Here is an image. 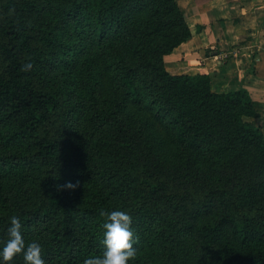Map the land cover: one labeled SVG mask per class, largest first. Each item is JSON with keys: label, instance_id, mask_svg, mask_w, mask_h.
Masks as SVG:
<instances>
[{"label": "trees", "instance_id": "trees-1", "mask_svg": "<svg viewBox=\"0 0 264 264\" xmlns=\"http://www.w3.org/2000/svg\"><path fill=\"white\" fill-rule=\"evenodd\" d=\"M191 38L178 0H0V249L16 216L83 264L121 210L129 264H264V132L246 89L167 71Z\"/></svg>", "mask_w": 264, "mask_h": 264}, {"label": "crops", "instance_id": "crops-1", "mask_svg": "<svg viewBox=\"0 0 264 264\" xmlns=\"http://www.w3.org/2000/svg\"><path fill=\"white\" fill-rule=\"evenodd\" d=\"M192 38L164 58L171 75H211L212 90L246 89L264 132V0H178Z\"/></svg>", "mask_w": 264, "mask_h": 264}, {"label": "clouds", "instance_id": "clouds-1", "mask_svg": "<svg viewBox=\"0 0 264 264\" xmlns=\"http://www.w3.org/2000/svg\"><path fill=\"white\" fill-rule=\"evenodd\" d=\"M33 64L29 61L25 63L21 71L31 72ZM63 188L75 190L77 184L71 182ZM100 216L106 221L102 227L104 238L102 240L103 251L99 255L89 256L83 264H129L137 258L138 249L135 247L139 243V237L132 228L133 218L125 211L115 210L107 212L100 211ZM22 224L16 216L10 218V226L7 228L8 239L0 249V262L2 264H12L17 256H22L24 264H45L42 257V246L33 241L26 244L22 234Z\"/></svg>", "mask_w": 264, "mask_h": 264}]
</instances>
